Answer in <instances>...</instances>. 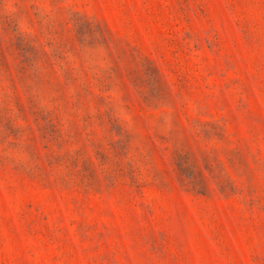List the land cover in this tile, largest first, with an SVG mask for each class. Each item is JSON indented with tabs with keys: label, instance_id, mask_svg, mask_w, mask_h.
Here are the masks:
<instances>
[{
	"label": "rangeland",
	"instance_id": "374dc122",
	"mask_svg": "<svg viewBox=\"0 0 264 264\" xmlns=\"http://www.w3.org/2000/svg\"><path fill=\"white\" fill-rule=\"evenodd\" d=\"M0 264H264V0H0Z\"/></svg>",
	"mask_w": 264,
	"mask_h": 264
}]
</instances>
